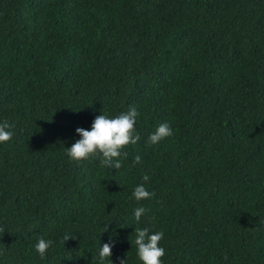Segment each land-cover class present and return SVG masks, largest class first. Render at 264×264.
Listing matches in <instances>:
<instances>
[{"label":"trees","instance_id":"trees-1","mask_svg":"<svg viewBox=\"0 0 264 264\" xmlns=\"http://www.w3.org/2000/svg\"><path fill=\"white\" fill-rule=\"evenodd\" d=\"M132 107L121 169L67 156L77 127ZM5 120L0 264H99L105 243L141 264L135 228L164 233L162 264H264V0H0Z\"/></svg>","mask_w":264,"mask_h":264},{"label":"clouds","instance_id":"clouds-1","mask_svg":"<svg viewBox=\"0 0 264 264\" xmlns=\"http://www.w3.org/2000/svg\"><path fill=\"white\" fill-rule=\"evenodd\" d=\"M139 112L132 107L125 113L119 114L114 118H110L105 114L95 117L91 125V130L81 127L76 128V133L80 139L73 143L70 148L65 149L67 156L75 162L88 159H99L102 167L119 170L122 168V160L127 158L125 149L130 145H136L141 137L136 133L135 124ZM14 124L7 120L0 122V144L12 141L14 133L11 129ZM173 130L169 123H161L155 131L149 135L147 143L150 145L158 144L163 139L171 136ZM140 157L134 158V163H139ZM142 179L147 182L150 177L145 175ZM155 196L154 192H149L143 184L137 185L132 197L137 201L149 200ZM144 207L134 209V218L137 222L146 213ZM105 227V231H106ZM162 231L151 233L148 228H135L134 244L136 246L137 257L141 264H162V257L165 250L160 246L163 239ZM76 239L71 235L63 237L64 242L69 239ZM53 246V241L39 237L35 245V250L41 259L46 258V253ZM111 243H105L100 246L98 253L99 264H105L110 261L112 254ZM111 264V261H110ZM125 264V260L121 261Z\"/></svg>","mask_w":264,"mask_h":264}]
</instances>
